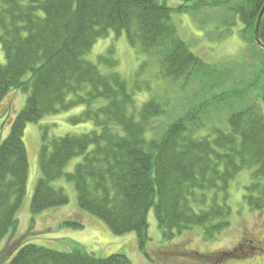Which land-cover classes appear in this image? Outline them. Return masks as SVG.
I'll return each instance as SVG.
<instances>
[{
    "label": "trees",
    "instance_id": "1",
    "mask_svg": "<svg viewBox=\"0 0 264 264\" xmlns=\"http://www.w3.org/2000/svg\"><path fill=\"white\" fill-rule=\"evenodd\" d=\"M179 1L174 9L179 13L196 16L204 9L221 8L226 17H237L243 39L258 50L254 28L264 0ZM172 11L159 0H0V102L12 89L27 93L0 143V244L17 229L26 193V125L78 106L85 110L74 122H92L94 130L42 136L31 214L68 203L64 192L51 185L65 176L74 185L80 210L101 220L113 235L134 233L139 252L149 259L145 247L150 209L167 239L196 226L204 239H212L229 225V183L246 168L254 167L244 201L251 210H264V79L261 85L256 81L257 92L251 84L217 91L231 79L232 66L210 65L190 52L171 23ZM109 32L124 33L145 58L135 75L136 92L142 86L153 91L140 77L151 75L147 61H154L157 80L178 84L181 91L194 84L197 95H205L203 100L162 125L158 135L153 133L148 126L165 114L164 100L151 94L137 109V95L118 74L103 75L83 59ZM258 33L264 44V16ZM259 50L264 65V50ZM218 115L226 127H213L203 135L205 124ZM77 156L81 162L64 174ZM76 219L67 218L62 225L81 229ZM252 248L221 253L216 261L261 251L255 244ZM4 253L10 255L8 264H130L119 253L101 258L81 248L57 252L24 238L9 244Z\"/></svg>",
    "mask_w": 264,
    "mask_h": 264
},
{
    "label": "rangeland",
    "instance_id": "2",
    "mask_svg": "<svg viewBox=\"0 0 264 264\" xmlns=\"http://www.w3.org/2000/svg\"><path fill=\"white\" fill-rule=\"evenodd\" d=\"M159 2L173 10L170 16L171 23L175 26L179 38L187 44L190 52L207 64L232 66L231 79L217 91L237 86L245 87L246 84H251V90L254 92L260 91V85L264 79L262 52L259 47L256 50L251 44L245 42L242 34L243 26L237 17H226V12L221 8L204 9L194 16L174 10L181 3L179 0H159ZM225 18L228 23H225ZM83 59L97 66L103 75L118 74L126 82L127 90L137 95V109L151 94H155L161 101L164 100L165 114L160 119L152 120L148 126L156 135L162 130V125L164 128L183 116L188 108L205 97V95H197L198 87L194 84L190 85L186 91H181L178 84L173 85L157 80L158 66L154 61L149 62L147 59L146 70L151 69L152 73L151 75L143 74L145 76L141 75L140 78L149 81L153 91L149 92L142 86V91L136 92L135 75L145 58L137 48L129 45L124 33L116 36L109 32L107 36L93 44ZM0 62L4 63L1 46ZM111 62H113L112 66L109 65ZM27 78L28 76L25 77ZM256 81L260 85L256 86ZM26 98V92L12 89L0 102V143L8 135L10 121L23 109ZM70 98L71 96H68L67 100ZM104 103L105 101H97V104ZM84 110V106H78L56 114L45 115L37 122L26 125L23 133V143L28 158L26 193L17 212V229L9 233L0 244V264L9 263L10 255L5 254L4 249L20 238H24L25 242L57 252H71L81 248L101 258L119 253L126 256L130 264H264V210H251L243 198L244 187L250 183V174L254 167L242 170L230 181L226 203L230 209L229 225L212 239H204L203 230L198 226L183 230L180 234L175 233L171 239H167L157 226L153 209H150L147 214L149 240L145 247L149 259L139 252L134 233L113 235L101 220L80 210L77 207L74 185L65 176L51 185L64 192L68 203L36 215L31 214L30 201L40 176L38 151L42 136L46 134L51 139L65 135H80L94 130L92 122H74ZM205 126L206 128L201 132L203 135L210 133L213 127H226L221 115L213 116ZM81 160V156L71 159L64 169V174H71ZM74 216H77L79 219L76 220L83 225L81 229L62 225L67 218ZM251 239L261 243L260 252L242 258H224L216 261L219 254L230 251L239 241L254 247V243H248ZM247 249L251 251L250 248ZM243 251L245 252L244 248L237 253ZM195 253L200 255L201 259L195 257Z\"/></svg>",
    "mask_w": 264,
    "mask_h": 264
},
{
    "label": "water",
    "instance_id": "3",
    "mask_svg": "<svg viewBox=\"0 0 264 264\" xmlns=\"http://www.w3.org/2000/svg\"><path fill=\"white\" fill-rule=\"evenodd\" d=\"M263 16H264V5H263L262 9L260 10V12L257 16L255 28H254L255 44L257 45V47H259L262 50H264V44L261 43V41L259 39V33L258 32H259L260 23H261Z\"/></svg>",
    "mask_w": 264,
    "mask_h": 264
},
{
    "label": "flooded vegetation",
    "instance_id": "4",
    "mask_svg": "<svg viewBox=\"0 0 264 264\" xmlns=\"http://www.w3.org/2000/svg\"><path fill=\"white\" fill-rule=\"evenodd\" d=\"M241 240H242V239H241ZM250 243H252V244L254 243L255 246H256V248L262 250V248H261V243H260L259 241H257L256 239H251ZM243 248H244L245 250H247V248L253 249L252 247H250V245L248 246V245H246L245 243H243V244L241 245V241H239V242L236 244V246H235L233 249H231L230 251H228V252H229V253L237 252L238 250H242Z\"/></svg>",
    "mask_w": 264,
    "mask_h": 264
}]
</instances>
